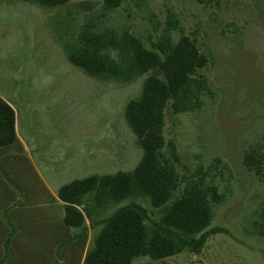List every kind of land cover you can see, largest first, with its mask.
Instances as JSON below:
<instances>
[{
    "label": "rangeland",
    "instance_id": "rangeland-1",
    "mask_svg": "<svg viewBox=\"0 0 264 264\" xmlns=\"http://www.w3.org/2000/svg\"><path fill=\"white\" fill-rule=\"evenodd\" d=\"M102 2L71 0L68 7L50 13L22 2L14 8L0 5V90L18 84L38 87L35 115L41 137L52 138L46 150L52 167L41 166L39 173L60 187L93 175L132 172L142 158L124 114L127 104L140 98L144 78L130 86H102L75 68L59 44L78 26L75 17L96 21ZM169 11L180 20L182 33L196 38L212 62L199 73L210 88L202 109L176 115L167 108L166 141L180 154L177 168L184 179H198L202 171L206 180L220 186L221 194L228 190L225 204L214 206L211 227L224 228L235 242L259 249L260 255L247 252L246 257L250 264H261L264 238L252 232L264 208V180L249 173L243 160L252 148H264V0H127L118 12L102 15L101 24L126 27L150 47L161 35ZM179 36L174 33L175 39ZM91 84L101 86L91 91ZM67 164L73 168H65ZM40 181L31 170L20 180L23 186L38 183L36 189ZM6 183L16 199L17 184L10 179ZM31 200L0 202V222L28 213L27 227H46L45 215L55 210L57 216L63 214L46 199L41 204ZM35 214L37 219L28 221ZM94 233L91 230V242ZM82 242L72 244L75 257L64 264H79Z\"/></svg>",
    "mask_w": 264,
    "mask_h": 264
},
{
    "label": "trees",
    "instance_id": "trees-1",
    "mask_svg": "<svg viewBox=\"0 0 264 264\" xmlns=\"http://www.w3.org/2000/svg\"><path fill=\"white\" fill-rule=\"evenodd\" d=\"M7 1L35 5L49 13L71 3ZM102 1L97 20L88 21L85 15L82 22L74 16L78 26L59 44L75 68L102 84L130 86L144 78L140 98L129 102L124 114L142 158L132 172L93 175L60 188L64 225L81 230L85 238L89 229L95 231L83 264H133L144 258L162 262L183 253L200 255L210 238L230 234L211 227L214 206H223L230 193L221 194L220 186L206 180L202 171L198 179L193 175L184 179L177 168L180 154L167 143L164 130L168 107L176 115L202 109L210 88L199 73L212 58L196 38L182 33L173 12L169 11L161 35L148 47L126 27L101 24L102 15L118 12L127 0ZM174 33H180L178 39ZM16 144L15 111L0 98V151ZM243 164L264 180V148L246 152ZM259 219L252 235L264 238V208Z\"/></svg>",
    "mask_w": 264,
    "mask_h": 264
},
{
    "label": "crops",
    "instance_id": "crops-1",
    "mask_svg": "<svg viewBox=\"0 0 264 264\" xmlns=\"http://www.w3.org/2000/svg\"><path fill=\"white\" fill-rule=\"evenodd\" d=\"M19 3V2H18ZM15 1L0 0L1 6L17 7ZM103 84L102 86H104ZM101 85H93L99 88ZM38 91L36 85L18 84L7 89L0 90V98L8 103L16 114V133L18 144L8 149L0 151V202L8 204L28 203L31 198L44 203L48 200L51 206L61 209L63 214L56 215L53 211L50 215H45L49 221L46 227L26 226L25 219L30 214L20 213L13 215L14 218L7 217L5 222L1 221L0 237V264H64L74 259V247L72 244L82 240V252L79 257V264H83L88 248L91 244V230L87 236L82 231L75 228H68L64 225V203L59 199L60 186H57L52 179L49 183L39 173L40 167L47 169L52 167L46 151L51 148L49 138L45 141L41 137L39 128L40 119L35 115V104L39 97L35 94ZM50 121V119H49ZM52 131H48L49 136ZM67 169H72L67 164ZM76 168V165L75 167ZM25 170L38 173L40 178V189L36 185L23 186L20 182ZM99 176V175H98ZM10 179L17 184L16 199L13 198V190L7 185L6 180ZM74 182V181H73ZM70 184V183H69ZM65 186V185H64ZM33 189V190H31ZM52 201V202H50ZM38 215H32L28 221L37 219ZM42 218V219H44ZM4 223L6 228H4ZM73 229V230H72ZM74 234V236H71ZM230 234H218L210 238L203 252L200 255H190L183 253L176 257L162 262L155 261H135L133 264H250L251 259L246 257V253L260 255V250L249 247L231 239ZM239 244H238V243ZM47 243L48 245H45ZM68 245V246H67ZM253 250V252H252ZM264 250H261L263 253ZM63 254V260L60 259ZM150 260V259H149ZM261 264H264L261 263Z\"/></svg>",
    "mask_w": 264,
    "mask_h": 264
}]
</instances>
